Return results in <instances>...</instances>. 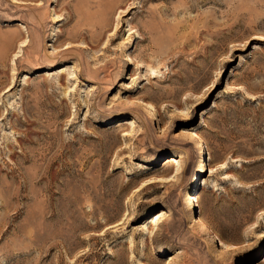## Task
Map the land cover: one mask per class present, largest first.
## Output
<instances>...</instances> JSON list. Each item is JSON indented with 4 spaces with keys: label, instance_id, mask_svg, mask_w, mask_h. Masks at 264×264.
I'll use <instances>...</instances> for the list:
<instances>
[{
    "label": "rangeland",
    "instance_id": "obj_1",
    "mask_svg": "<svg viewBox=\"0 0 264 264\" xmlns=\"http://www.w3.org/2000/svg\"><path fill=\"white\" fill-rule=\"evenodd\" d=\"M263 236L264 0H0V264H264Z\"/></svg>",
    "mask_w": 264,
    "mask_h": 264
},
{
    "label": "bare ground",
    "instance_id": "obj_2",
    "mask_svg": "<svg viewBox=\"0 0 264 264\" xmlns=\"http://www.w3.org/2000/svg\"><path fill=\"white\" fill-rule=\"evenodd\" d=\"M60 71V70H59ZM190 134H191V137L192 138H194V139H199V136H198V134L195 132V131H192V132H190ZM125 135V134H124ZM127 135V134H126ZM200 139H201V137H200ZM200 141V140H199ZM197 142V141H196ZM199 146H200V144H199ZM203 147V146H202ZM200 149V148H199ZM200 151V150H199ZM198 151V152H199ZM200 156V155H199ZM181 160V159H180ZM168 164H171V165H174V164H177V163H179V160L177 159V157L175 158V157H172L171 159H168L167 161H166ZM181 162V161H180ZM201 162V161H200ZM204 162V161H203ZM182 164V163H181ZM202 164V163H201ZM178 166V165H177ZM176 177V176H175ZM188 199H189V201L192 199V201H193V195H190L189 197H188ZM188 201V202H189ZM165 212L163 211V210H161V211H158V212H156L154 215H152V217H150V219H148L146 222H145V226H146V224H150V225H157L158 224V221L160 220V218L162 217V215L164 214ZM165 215V214H164ZM199 221V220H198ZM201 221V220H200ZM198 223V222H197ZM202 224V223H201ZM203 225V224H202ZM157 228V227H156ZM147 230V229H146ZM151 233V232H150ZM264 237V236H263ZM219 245H220V247L222 246L223 247V243H219Z\"/></svg>",
    "mask_w": 264,
    "mask_h": 264
}]
</instances>
